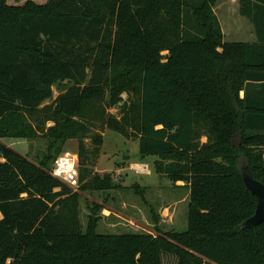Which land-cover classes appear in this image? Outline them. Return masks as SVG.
I'll list each match as a JSON object with an SVG mask.
<instances>
[{
	"label": "trees",
	"instance_id": "trees-1",
	"mask_svg": "<svg viewBox=\"0 0 264 264\" xmlns=\"http://www.w3.org/2000/svg\"><path fill=\"white\" fill-rule=\"evenodd\" d=\"M216 1L0 0V139L32 136L19 120L37 112L55 141L77 138L71 118L108 91L123 114L108 127L188 189L183 232L98 233L97 206L82 228L80 192L114 189L110 174L73 190L51 175L53 140L39 164L0 141V264H264L241 177L264 184V0H238L253 43L223 41ZM123 92L135 99L119 106Z\"/></svg>",
	"mask_w": 264,
	"mask_h": 264
},
{
	"label": "rangeland",
	"instance_id": "rangeland-1",
	"mask_svg": "<svg viewBox=\"0 0 264 264\" xmlns=\"http://www.w3.org/2000/svg\"><path fill=\"white\" fill-rule=\"evenodd\" d=\"M212 10L218 19L224 42L250 43L254 40L251 23L239 14L238 0H217ZM57 95L58 92L54 90L52 99L41 105V108L52 102ZM119 98V106L124 101L135 99L133 93L126 92L120 94ZM122 115L118 106L109 105L106 91L103 100L89 103L81 114L71 118L77 126V138L55 141L47 130L55 123L37 112L31 116L24 114L19 120L32 129V136H8L0 141L28 160L39 164L48 155V146L53 140L54 149L57 144L61 149L54 154L50 170L54 160L62 152L77 154L79 187L90 182L96 175L112 176L116 186L114 189L95 190L89 185L80 192V222L83 229L92 214L91 209L97 206L95 216L98 219V233L140 232L155 235L157 228L161 231H185L188 189L182 182L174 185L166 177L156 174L153 163L157 158L141 156L135 138L124 136L108 127V119L120 121ZM80 140L86 150L83 162L78 153ZM94 140L100 144L96 145ZM205 141V137H202L201 142ZM233 142L238 145L239 139L236 137ZM94 150H97L95 154L89 153ZM168 163L164 161V164ZM82 169L85 171L83 180L80 179Z\"/></svg>",
	"mask_w": 264,
	"mask_h": 264
},
{
	"label": "built area",
	"instance_id": "built-area-1",
	"mask_svg": "<svg viewBox=\"0 0 264 264\" xmlns=\"http://www.w3.org/2000/svg\"><path fill=\"white\" fill-rule=\"evenodd\" d=\"M77 165V154L68 151L62 152L54 160L51 168V175L67 185L69 188L77 189L79 186Z\"/></svg>",
	"mask_w": 264,
	"mask_h": 264
},
{
	"label": "water",
	"instance_id": "water-1",
	"mask_svg": "<svg viewBox=\"0 0 264 264\" xmlns=\"http://www.w3.org/2000/svg\"><path fill=\"white\" fill-rule=\"evenodd\" d=\"M241 177L245 187L257 199L253 215L242 223L243 228H253L264 222V184L253 178L247 166L241 168Z\"/></svg>",
	"mask_w": 264,
	"mask_h": 264
},
{
	"label": "crops",
	"instance_id": "crops-1",
	"mask_svg": "<svg viewBox=\"0 0 264 264\" xmlns=\"http://www.w3.org/2000/svg\"><path fill=\"white\" fill-rule=\"evenodd\" d=\"M252 30H253V27H252ZM253 35H254V31H253ZM253 42H255V35H254V40H253L252 42H250V43H253ZM255 91H257V90H255ZM243 94H244V93L241 92V93H240V96L242 97ZM255 94H256V93L253 92V95H255ZM175 185H176V184H175Z\"/></svg>",
	"mask_w": 264,
	"mask_h": 264
}]
</instances>
